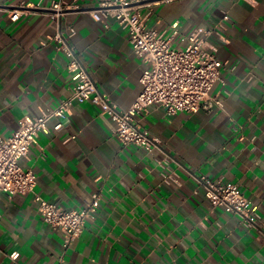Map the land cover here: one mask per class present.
<instances>
[{
	"label": "crops",
	"instance_id": "obj_1",
	"mask_svg": "<svg viewBox=\"0 0 264 264\" xmlns=\"http://www.w3.org/2000/svg\"><path fill=\"white\" fill-rule=\"evenodd\" d=\"M99 1L76 0L81 9L56 22L49 14L53 0H0V135L70 96L71 58L52 37L71 26L69 44L99 90L121 109L135 102L143 65L127 28L85 10ZM139 11L165 35L177 22L178 49L195 28L223 21L224 38L210 39L226 64L224 82L215 87L223 107L168 114L151 105L140 122L160 142L148 153L123 145L116 123L96 104L76 103L64 129L41 132L20 164L35 171V193L44 199L77 209L99 192V211L67 244L42 219L34 193L2 194L0 264H13V251L21 264H264L261 228L211 207L201 184H237L264 220V0H145Z\"/></svg>",
	"mask_w": 264,
	"mask_h": 264
},
{
	"label": "built area",
	"instance_id": "obj_2",
	"mask_svg": "<svg viewBox=\"0 0 264 264\" xmlns=\"http://www.w3.org/2000/svg\"><path fill=\"white\" fill-rule=\"evenodd\" d=\"M144 2L100 0L96 7L85 9L94 20L106 22L112 18L129 31L133 52L143 65L140 77L142 90L130 108H119L107 94L99 90L95 78L69 44L68 38L76 33L71 26L66 30H58L52 37L71 58L68 69L75 83L70 96L54 109L35 117H23L18 128L8 136L0 135V196L34 193L42 219L52 229L62 231L67 244L81 235L88 219H94L99 211L101 194L94 192L82 207L66 209L35 193L37 175L32 168H24L20 159L28 156L41 132L61 131L72 107L76 103L91 101L116 123L114 134L123 145H134L152 153L159 147L160 141L140 122L151 105H160L168 114L212 111L215 107H223L215 87L224 82L222 74L226 64L217 57V49L210 42L212 37L224 38L223 21L211 27L195 28L184 36L186 46L178 49L174 46L178 23L172 24L170 35L149 28V14L139 11V6ZM74 9H81L76 0H53L49 14L53 20L60 22L65 14ZM19 16V10H13L11 18L17 20ZM223 19L229 20L230 17L225 14ZM52 120H55V124L51 128L49 123ZM168 159L167 155L161 161L163 168H166ZM164 177L172 179L173 175L165 173ZM201 184L205 187V197L211 207H224L237 214L244 226H258L264 232V220L258 214L257 207L237 184L225 183L222 179H205L201 180ZM19 256L18 251L10 253L13 264H21Z\"/></svg>",
	"mask_w": 264,
	"mask_h": 264
}]
</instances>
